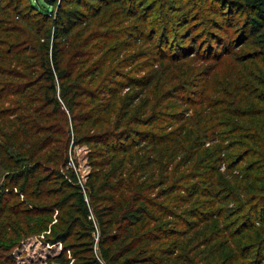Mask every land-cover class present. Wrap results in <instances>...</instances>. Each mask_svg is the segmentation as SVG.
<instances>
[{
    "label": "rangeland",
    "instance_id": "1",
    "mask_svg": "<svg viewBox=\"0 0 264 264\" xmlns=\"http://www.w3.org/2000/svg\"><path fill=\"white\" fill-rule=\"evenodd\" d=\"M131 1L122 0L124 3L121 5L104 7L86 26L77 28L61 41L54 40L49 22L38 29L40 22L31 12L24 11L25 23L19 22L12 12H6L3 16L4 23H0V125L7 121L12 127L1 131L9 134L14 130L16 119L25 124L35 122V129L39 128L41 134L29 131L26 140L30 143L34 141L29 137L31 134L40 141L48 137L45 140L48 145L37 153L30 164L43 160L49 149L54 151L56 159L54 163L37 164L42 168L36 177L44 179V184L42 189L33 184L29 190L24 188L26 193L37 192L31 199L23 196L20 189L22 181L17 187L12 186L17 169H6L0 164V264H94L95 261L97 264H126L128 256L114 262L109 260L114 244L108 235H124L122 224L116 221V207L127 204L130 195L126 193L128 190L125 186H118V178L122 177L126 186V181L139 185L142 180L137 181L136 173L129 174L126 163L123 164V171L120 172V167L111 171L113 166L106 163L107 151L90 137L105 134L110 143L115 137L117 140V136L123 135V129L143 132L141 136L144 141L140 145L143 148L137 153L132 150L128 156L132 163L131 171H134L137 160L148 156L147 163L152 164L146 169L147 175L154 170L160 172L159 177L163 179L161 176L167 170L171 176L167 179L175 187L191 183L199 189L205 187L204 172L217 181L223 179V164L219 169L215 161L207 163L196 160L214 150L213 147L222 138L221 129L214 126L208 140L194 156L195 152L190 150L192 139L187 136L186 127L189 128L191 118L202 119L205 115L206 106L202 99L212 94L205 82H210L213 75H217L219 68L216 65L234 63L236 69L242 68L241 77L245 71L257 74L256 66L264 74V65L260 63L264 60V28L253 32L248 27L252 14L246 10L244 0H140L139 3L151 8L149 12H141V20L128 11ZM170 5H174L175 9ZM179 5L187 13V22L186 19L176 22L173 17L175 15L178 19L182 15L177 7ZM230 21L237 26L229 28L227 24ZM235 31L237 34L234 36L232 33ZM208 33L222 39L220 47ZM236 41L241 44L233 45ZM54 42L61 51L59 69L66 70L70 77L64 80L54 78L55 105L47 106L45 102L53 93L48 89L43 63L46 62L45 58H50V48ZM224 49L229 54L221 56L220 52ZM172 56H176L174 61L169 59ZM253 56L257 59L249 58ZM217 81L223 86L225 79L220 77ZM148 83L150 86L146 87ZM244 83H248V88L253 85L251 81L242 79L241 85ZM3 89L10 90L9 93L19 91L20 94L2 99ZM240 95L245 93L241 92ZM250 97L251 107L264 109V103L260 104ZM212 98L221 96L216 94ZM234 101L237 102L238 97ZM236 107L249 110L240 103ZM217 109L230 111L231 107L224 100L222 108ZM229 120L238 125L240 121L249 123L251 117L225 119ZM144 121L149 124L145 125ZM119 123L121 127L116 128ZM198 126H201L200 122ZM198 130L196 126L194 131L200 133ZM158 135H163L162 139L155 148L157 151L151 153L149 147L155 144L151 145L150 142ZM0 144H3L1 135ZM172 148L173 158H166ZM64 157L67 163L61 166ZM124 157L119 156L114 162ZM248 163L249 159L239 163L238 169L242 170ZM257 165L260 166L258 173L251 172L252 175H259L263 168L262 164ZM68 173H73L75 186L70 184ZM94 174L108 188L94 190L91 196L88 189ZM153 192L149 189L143 193L149 198ZM204 199L198 194L186 205L179 203V210L193 209L200 223L182 239L180 234L169 238L155 232L154 237L159 240L145 241L140 245L133 240L131 247L136 245L137 250L146 246L150 251L168 246L175 240L184 249L180 253L182 260L183 255H187L190 264H206L208 260L201 257L206 256L209 250L218 253L215 257L222 255L225 250L222 210L219 205L211 210L206 205L199 207ZM167 202H170V198ZM209 213H212V218L203 222L210 216ZM247 218L251 223L253 217L248 214L245 216ZM145 221L143 219L133 229L138 230ZM152 225L147 229L156 224ZM175 227L179 229L176 222L171 228ZM214 228L215 232L209 234ZM65 232L70 236L64 242L55 240L58 234ZM252 234H255L254 238ZM252 234L246 233L248 239L238 238L236 242L242 247L250 240L264 238V235L253 230ZM212 237L215 238L207 244V239ZM190 241L191 245L188 244ZM187 263V260L186 263L180 262ZM222 264L244 262L231 256Z\"/></svg>",
    "mask_w": 264,
    "mask_h": 264
},
{
    "label": "trees",
    "instance_id": "2",
    "mask_svg": "<svg viewBox=\"0 0 264 264\" xmlns=\"http://www.w3.org/2000/svg\"><path fill=\"white\" fill-rule=\"evenodd\" d=\"M139 1L140 0H132L128 11L132 13L135 18L141 20V12H149L151 8L142 2L139 3ZM123 3L122 0H43L42 3L39 2V0H0V23H4L3 16L7 14L6 12L14 13L15 18L19 20V22L25 23L26 18L24 11L26 10V12H31V14L39 20L37 21L40 22L38 29H41L49 22L54 40L61 41L69 37L77 28L86 26L104 7L113 4L121 5ZM244 6H246V10H249L250 14H252V17L248 20V27L253 32H259L264 28V0H244ZM170 7L175 9L174 5H170ZM177 7L181 9L182 15L180 18L178 16V19L173 15L175 21L177 22L178 20V22H181L183 19H186L187 22V13L182 9L181 5ZM174 9H172V11H174ZM148 16H151V14ZM227 26L230 28L237 25L230 21ZM219 29H221V27H219ZM208 34L214 39V42L218 44V47H220L222 39L214 33ZM232 34L235 36L237 31ZM234 36H232V38ZM239 41L233 42V45L238 44ZM192 53L191 51L190 54ZM220 53H222L221 56L229 54L226 49ZM49 54L50 58H45L46 62L43 63V66L49 82L47 86L53 93V96L48 98L45 104H47V106H53L55 105L54 78L64 80L68 79L70 75L67 74L66 70L59 69V56L61 51L56 42H54L50 48ZM249 58H251V60L257 59L256 56ZM169 59L174 61L176 56H172ZM242 60L235 61L241 63L243 62ZM260 63L264 65V60L260 61ZM216 66L219 68L216 73L217 75H213V79L210 82L208 80L205 82L206 88L212 93V96L208 94L207 97H203L202 99V102H204L206 106L205 115L202 119H198L197 117L191 118L189 128L186 127V130L188 132L187 136L192 139L190 150L195 152L194 156H196V154L200 152V147L203 146L205 140H208V136L211 134L209 132L212 131V128L215 126L216 129H221L220 134L222 138L219 140L218 144L213 147L214 150L206 152L204 156L201 155L196 160H202V162L205 161L207 163L215 161L219 169V166L223 164L224 167L222 171H225L223 173V179L217 181L213 176L210 177L204 172L205 181L207 183L205 187L199 189L194 183L188 186L175 187L176 185L167 179L171 176L168 175L167 170H165L166 166L161 176L163 179L159 177L160 172L156 173L154 170L151 174L147 175L146 169L152 163H147V158L149 159V157L146 155L143 160L136 161L137 163L134 167V171H131L132 163L128 160V156L131 155L130 152H132V150H135V153H137L139 149L141 150L143 148L140 147L142 141H144L141 136L143 132L135 130L123 131V129L121 130V132H124L123 135H120L121 137L119 138L117 136L118 142L115 137L110 143H108L105 134L90 137L92 141L96 142L97 145L102 146V148L107 151L105 155L107 157L106 163L113 166L111 171H116L119 167L120 172L123 171V164L126 163L130 170L129 174L134 175L136 173L138 176L137 181L140 179L142 180L139 182V185L131 181H126V186L123 178H118V186H125L128 190L126 193L130 195L128 196L129 202H127V204L116 207V211L118 212L115 215L117 216L116 221L123 226V237H116L113 234L108 235V238H111L114 244L109 259L111 262L128 256L126 264H169L171 261L172 264H180L182 261L186 263V260L188 261L187 264H190L187 255H183L184 257L182 260V255H180V253L184 252V249L182 246L179 247L175 240L171 241L168 246L155 248L150 251L145 248L146 246L137 250L136 245L134 247L131 246L134 244L132 243L133 240L139 245L145 241L159 240L154 237L155 232L169 238H173L174 236L177 237L178 234H180L179 237H181V239L185 237L188 232L197 228L200 223L197 221L199 220L198 214L192 211L193 209L179 210V203L186 205L194 196L201 194L205 199L199 204V207L206 205V208L210 207L211 210L214 206L219 205L222 210L221 218H223L225 224L223 229L225 238L223 248L225 250L222 255L220 254L217 257L215 256L218 255V253L209 250L206 256L201 257L202 259L208 260L206 264H222L225 259L231 256H233L234 259H242L244 264H264V238L257 239L256 241L250 240L249 243L242 247L236 242L238 238L241 240L248 239L246 233L252 234V230L264 235V109L261 107H251V101L249 99V96H251L250 98L254 99L256 102L260 104L264 103V92H262V89H264V74H262V69L258 66H256L257 74L245 71L243 77L240 75V71H243L242 68L236 69L234 63L231 65V62H223L221 65L218 64ZM220 77H224L225 79L223 82L224 87L220 86L219 81H217ZM242 79L251 81L253 83L252 87L248 88L250 87L248 83L241 85ZM145 86H150V83ZM9 92L10 90L5 91L3 89L1 91V93H3V96L1 95L2 99L20 94L19 91H14V93ZM241 92L245 93V95H240ZM216 94H219L221 98L213 99L212 97H215ZM235 97H238L237 102L234 101ZM224 100L229 102L231 107L230 111L217 109L222 108V101ZM238 103L244 104L249 110L244 111L245 109H238V107H236ZM234 107L236 109H234ZM32 113L34 112L32 111ZM245 117H251V121L249 123L247 121H240L238 125L232 124L234 122L232 121L231 123L230 120L225 121L226 118L231 120L239 118L242 120ZM16 122L17 125L13 127L15 129L10 131L9 134L3 133L1 129H9L12 125L7 123V121L0 125V135L3 142V144H0V164L6 169H17L16 172L14 171L15 174L13 176L14 180L12 181V186L17 187L22 181L20 185L22 194L31 199L33 198V194L36 195L37 192L28 191L29 193H26V190H29L32 184L42 189L44 184V179H38L36 177L38 170L42 168L37 164L45 162L50 164L56 157L53 156L54 151L49 149L44 155L45 158L43 160L34 161L36 163L30 164L37 153L46 148L45 146L48 145V143H46L45 140H47L48 137L40 141L31 134L29 137L34 138V141L30 143L26 140L27 135L30 132L39 135L41 134L40 129H35V122L30 121L25 124L18 119H16ZM199 122L201 126H198ZM147 124H149V122H145V125ZM207 125L210 126L207 127ZM93 126L95 127L97 125ZM196 126L200 133L194 131ZM115 127L120 128L121 124L119 123ZM162 136L163 135H158V138L150 142L151 145L155 144L149 147L151 153L157 151L155 148L159 144L160 139H162ZM145 145L149 144L146 143ZM171 150H173V148L168 151L166 155L169 154V156L166 158H173L172 155L174 151L172 153ZM55 154L58 156V153ZM119 156L125 157L119 162H114L115 158ZM185 158L188 160L187 157ZM65 159L64 157L61 166L64 165L65 162L67 163ZM191 159L192 157L190 160ZM247 159H249V163L246 164L242 170L238 169V164ZM24 163L25 166L23 165ZM168 163L170 162L168 161ZM257 164H262L261 166L263 168L259 175H252L251 172L258 173V167L260 166ZM170 174H173V170L170 171ZM68 175L70 184L75 186V177L73 173H68ZM96 176L97 174H94L89 182L90 187L88 193L89 195L91 193V196H93L92 192L94 190L96 192L98 190L103 191V188L104 190L108 188L104 186V182L100 183L101 178ZM111 177L113 178V175ZM225 177H228L229 180ZM146 184H148L147 187H143V185L145 186ZM24 188L26 190H24ZM149 189L154 192L153 195L148 198L143 192L146 193ZM178 192H181L182 195H179ZM43 196L48 197V194ZM169 198L170 202H167ZM79 199L83 202L81 195H79ZM3 203H5V200ZM165 203L168 205H165ZM1 210L3 211V208ZM23 214L26 215L27 213L24 212ZM209 214L210 216L204 219L203 222L212 218V213ZM248 214L253 217L251 223H249V218L245 219V216ZM143 219H146L143 226L138 230L136 228L133 229L138 223L142 222ZM175 222L179 229H176V227L171 228ZM150 224L156 225H152L153 227L151 229H147ZM214 232L215 228L211 230L209 234H213ZM252 235L254 238L255 234ZM69 236L70 234L68 232L58 234L55 240L64 242ZM214 238L215 237L207 239L206 243H211L210 241ZM50 242L54 241L50 240ZM188 244L191 245V241ZM101 258L104 260L103 257ZM56 260L59 262L62 261L61 258H56ZM94 264H97V262L95 261Z\"/></svg>",
    "mask_w": 264,
    "mask_h": 264
}]
</instances>
